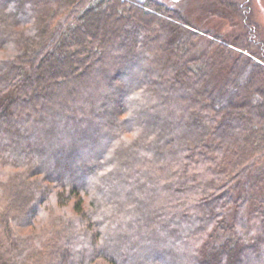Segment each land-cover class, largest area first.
<instances>
[{
    "label": "trees",
    "instance_id": "trees-1",
    "mask_svg": "<svg viewBox=\"0 0 264 264\" xmlns=\"http://www.w3.org/2000/svg\"><path fill=\"white\" fill-rule=\"evenodd\" d=\"M213 1L0 0V264H264V37Z\"/></svg>",
    "mask_w": 264,
    "mask_h": 264
},
{
    "label": "rangeland",
    "instance_id": "rangeland-1",
    "mask_svg": "<svg viewBox=\"0 0 264 264\" xmlns=\"http://www.w3.org/2000/svg\"><path fill=\"white\" fill-rule=\"evenodd\" d=\"M176 1H177L176 3L182 4V6H184V8L187 11H192L193 10V13L196 15L195 19H198L199 23L201 24V28L202 29H205L206 26H214L215 24H219L221 22L219 20V17L217 15H211V16H209V13H212V12H208V11H213V10L216 11L217 10V7L219 5L218 6L216 5L215 7H211L213 4H215L216 1L215 2L213 0H204L205 2H203L202 0H200V1L199 0H176ZM173 2L175 3V0H173ZM183 3H185V4H183ZM198 3L201 4V5H203V4L205 5L204 8H203V10H202V13H200V14H199V12L196 11V9H198V11L200 10V7L198 8ZM251 3H252V9H251V11H252L251 12L252 13V17L260 25L261 30H262V33H263V37H264V0H251ZM218 9H220V8H218ZM234 26L236 27V25H231L230 26V24H229L226 27V25L224 24L223 26H221V25L216 26V29H220L221 31L225 32L224 30L226 28L227 29L229 28L228 30H231V29H234ZM132 107H134L133 104H132ZM259 167H257V170L255 172L256 173L255 175H257L261 179L262 178L264 179V165H263V168L261 167V169ZM186 198H188V197L186 196ZM45 215L46 214L40 215L36 219V222H35V224L33 226L24 228L23 231H27V230L28 231H36V230H38L40 228V226L47 219ZM135 230H137V228H135ZM184 245H185V247L182 248V245H180L178 243H175L174 241H169L167 247L169 249L173 248L179 254L180 252H182V250L184 251L188 247L187 243H185ZM148 264H152V263L149 262Z\"/></svg>",
    "mask_w": 264,
    "mask_h": 264
}]
</instances>
